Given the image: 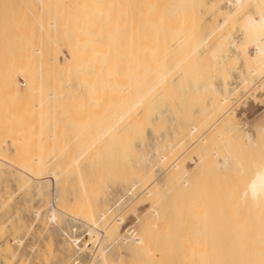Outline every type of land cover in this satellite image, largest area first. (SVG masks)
<instances>
[{
  "label": "rangeland",
  "instance_id": "obj_1",
  "mask_svg": "<svg viewBox=\"0 0 264 264\" xmlns=\"http://www.w3.org/2000/svg\"><path fill=\"white\" fill-rule=\"evenodd\" d=\"M228 1L0 0V264H238L246 257L240 245L258 246L263 213L242 192L264 162V62H228L227 79L238 66L246 77L229 106L216 97L212 111L210 95L191 91L196 82L218 83L209 50L224 33H240L254 10L252 0L237 10ZM55 12L58 21L47 26ZM105 33L114 34L116 54L106 93L97 57ZM36 47L53 49L57 61L41 65ZM26 80L53 84L56 94L41 97L39 109L37 93L21 90ZM51 128L55 136L46 139ZM147 153L154 156L144 166ZM40 164L57 176L25 170ZM73 204L76 217L68 214ZM55 205V217L45 218ZM96 219L98 232L87 224ZM135 235L147 243L135 244ZM236 240L243 243L229 249Z\"/></svg>",
  "mask_w": 264,
  "mask_h": 264
},
{
  "label": "bare ground",
  "instance_id": "obj_2",
  "mask_svg": "<svg viewBox=\"0 0 264 264\" xmlns=\"http://www.w3.org/2000/svg\"><path fill=\"white\" fill-rule=\"evenodd\" d=\"M103 1H111V0H103ZM244 2H246V0H232V1H228V3H229V6H227V9H231L232 7H235L236 9L235 10H237V7H239L240 8V6L244 3ZM252 3H253V5H254V10L253 11H250V12H248L247 14H245V15H243V17H242V19H241V21H240V33H238V34H235L234 32H231V31H228V32H226V33H224L222 36H220V38L213 44V46L210 48V50H209V56H210V58H211V61H212V65L214 66V69H217L218 71H219V73H220V78H219V80H218V83L215 81V80H213V78L211 79L210 78V80H208L207 82H205L204 84H201L200 86H198L195 82V84L194 85H192V87H191V91L193 90L195 93H198V94H200L201 95V97L202 96H205V95H210V98H211V101H210V103L209 104H207L208 106V108L209 109H211L212 111L214 110V103H213V99L215 98V100H216V97L217 98H219V100H220V103H219V105L221 106L222 104L225 106V105H228L227 103L229 102V101H231L232 99L231 98H233L232 96L234 95V93H236L237 92V90H238V87H239V82H245L246 81V77H245V75H244V72H243V68H241L240 66H238V69L236 70L237 71V73L235 74V75H233L232 76V80L230 79H227L226 78V74H224V70H225V68H226V66H227V64H228V62L231 60V59H236V61L239 63L240 62V60H241V58L242 57H245V59L248 61H252L256 66L258 65V66H260V68H261V65H259V64H262L263 65V62H264V0H252L251 1ZM228 5V4H227ZM170 7L168 8V10H167V12H168V14L167 15H172V17H173V15L175 14V12H177V10H178V7L176 6V5H169ZM231 6V7H230ZM229 7V8H228ZM242 7V6H241ZM226 9V8H225ZM58 13H59V11H57ZM57 12H55V13H52V15L51 16H49L48 17V25L47 26H53V25H55L56 24V22L58 21V19H59V17H60V15L57 13ZM232 12L233 11H229L228 10V18L232 15ZM58 15H59V17H58ZM171 17V16H170ZM226 17V18H227ZM79 19H81V18H77V20H79ZM228 20V19H227ZM224 21V20H223ZM221 23V22H220ZM94 35V34H93ZM92 35V36H93ZM96 35V34H95ZM111 35H114V34H111ZM110 35V33L108 34V35H106V33H105V36H104V40H102L103 42V47H101L100 49L103 51H101L100 49H99V46L101 45H95L94 47H98V48H94L92 45H91V47L93 48V49H91L90 51H92V50H98L99 52H102V53H100L101 55H99L98 53V55H97V57L98 56H100V58L99 59H101L102 58V60H103V63H101V64H103L104 65V69L102 70V71H104V72H102V74L101 73H98L99 75H102L101 77L99 76V78H101L100 79V81H101V83H103V84H101L102 85V87L104 88L103 90H104V92L106 93V92H110L112 89H113V87H114V82H113V79H114V73H113V70H114V61H115V59H116V54H115V48H114V41H113V39H114V36H111ZM88 36V35H87ZM97 36V35H96ZM82 37V36H81ZM89 37V36H88ZM103 37V36H102ZM99 38H101V37H99ZM113 38V39H112ZM86 39V38H85ZM76 40H77V38H76ZM85 41V40H84ZM84 41H82V42H84ZM92 41V40H91ZM91 41H89V42H91ZM94 42H96V41H94ZM93 41H92V44L94 43ZM52 43V42H51ZM81 43V42H80ZM98 43V42H97ZM100 43V42H99ZM81 46V45H80ZM115 46H116V44H115ZM249 46H254V54L253 55H250L249 53H248V48H249ZM69 48H71L69 51H70V55H71V59L72 60H74L75 61V59H74V57H75V55L78 53V51H77V53H76V51H74V49L75 48H72V46L71 47H69ZM81 48H83V47H81ZM80 48V49H81ZM103 48V49H102ZM79 49V50H80ZM89 51V52H90ZM97 51V52H98ZM36 52L38 53V57L40 58V64L41 65H43V66H45L46 68H49L55 61H57V57H56V54H55V52H54V50L53 49H46V50H43V49H41V48H37L36 47ZM86 52V51H85ZM84 54V53H83ZM88 54V53H87ZM92 54V53H91ZM78 56V55H77ZM87 56V55H86ZM84 57V56H83ZM93 57V56H92ZM86 58V57H85ZM88 58V57H87ZM82 59H84V58H82ZM89 59V58H88ZM91 60V59H90ZM88 61V60H87ZM94 61V60H93ZM84 62V61H83ZM92 62V61H91ZM85 63V62H84ZM98 64H100V63H98ZM90 65V64H89ZM243 65V64H242ZM260 68H259V70H260ZM255 69L257 70V68L255 67ZM255 69H252L251 71H255ZM258 72V71H257ZM96 73H97V71H96ZM95 73V74H96ZM93 74V73H92ZM88 75V74H87ZM91 75V74H90ZM92 76V75H91ZM97 76V75H96ZM86 77V76H85ZM216 77V76H215ZM99 78H96V80L98 79L99 80ZM89 79V78H88ZM215 79V78H214ZM90 80V79H89ZM27 81V83L25 82V85H24V88L23 89H21V90H24V91H26V90H30V92L33 94H35V93H37L36 94V96L37 97H43L44 98V100H48V99H51V97L54 95V94H56V90L54 89V87L55 86H53V84H51V85H48V86H41V81L39 80L38 82H40V83H37V85L36 86H33V87H31V85L32 84H30V81L29 80H26ZM85 81H86V79H85ZM93 81V80H92ZM100 81H99V83H100ZM66 83V82H65ZM93 83V82H92ZM96 83V82H95ZM98 84V83H97ZM262 84V83H261ZM15 85H16V87H17V83H15ZM86 85V84H85ZM93 85V84H92ZM92 85L91 86H87L86 85V90L88 89V88H90V89H93V87H92ZM258 85V84H257ZM262 86V85H261ZM92 87V88H91ZM99 87H100V85H99ZM190 87V86H189ZM253 87V86H252ZM100 89V88H99ZM250 89V88H249ZM102 90V89H101ZM99 91V90H98ZM103 92V91H102ZM103 92V93H104ZM88 93V95H90L89 93H92L90 90H89V92H87ZM254 95V94H253ZM39 98V99H40ZM209 98V99H210ZM42 102H44L45 103V101H42V98H41V100L40 101H38L36 104H35V106H37L39 109L40 108H42V106H43V104L44 103H42ZM229 106V105H228ZM206 107V106H205ZM217 107V106H216ZM222 107V106H221ZM233 107V106H232ZM231 107V108H232ZM222 110V109H221ZM220 110V111H221ZM230 110H232V109H230ZM179 111V110H178ZM219 111V112H220ZM162 112V111H161ZM221 112H223V111H221ZM229 112V111H228ZM231 113H233V111H230ZM229 112V113H230ZM173 113V112H172ZM164 114H165V112H164ZM180 114V113H179ZM226 114H227V112H226ZM162 115H163V113H159V115H158V119L159 118H161L162 117ZM181 115V114H180ZM232 115V114H231ZM227 116V115H226ZM222 117H224V114H223V116ZM221 117V118H222ZM234 118H235V116H234ZM217 120V119H216ZM175 122V121H174ZM227 123V122H226ZM212 126V125H211ZM53 128H51V129H49L48 130V132H50V133H48V134H46L45 135V138L47 139V138H50V137H52L53 135L55 136V134H52V132H53ZM194 130H195V127L194 126H192L191 127V131L192 132H194ZM205 134V133H204ZM203 134V135H204ZM245 136H244V139H245V142H246V144L248 145V146H251L252 148H255V149H257L258 148V146L260 145V143L258 144V142L256 141V139H255V137H254V135L250 132V131H246L245 132V134H244ZM260 135H261V137H262V141H261V148H262V151H263V154H264V126H262L261 128H260ZM163 136V135H162ZM205 136V135H204ZM204 136H203V138H204ZM203 138H202V140H203ZM158 139V138H157ZM207 139V138H206ZM168 143V142H167ZM172 143V142H171ZM170 144V143H169ZM143 145H144V143H143ZM159 145V144H158ZM167 146V145H166ZM162 147V146H161ZM153 148V147H152ZM170 148L172 149L173 148V145L171 146V144H170ZM156 149L158 150L159 149V146H157L156 147ZM142 150V149H141ZM150 154V153H149ZM154 154V153H153ZM153 154H151V155H153ZM143 155V154H142ZM154 156V155H153ZM153 156L151 157V156H148V153L147 154H145L144 156H141L142 157V159H140V163L142 164V165H146L147 163H149V161H150V159L151 158H153ZM159 157V156H158ZM164 157V156H163ZM228 156L227 155H225V156H223V160H222V162H221V164H220V167H225V166H227L228 165ZM155 159V158H154ZM7 160V159H6ZM3 162V161H2ZM15 163V162H14ZM40 166V170H36V169H33V170H28V169H26L25 167H23V168H25V170H27V172H31V175H32V173H36V171H39V172H41L43 175H44V179H46L45 177H47V179L49 178V177H51V176H53V175H56V171L54 170V168H51V167H47V166H42L41 164L39 165ZM175 167H178V164H174V168ZM22 168V169H23ZM21 173H22V171H21ZM36 175V174H35ZM35 175H33V176H35ZM42 175V176H43ZM33 176H32V178H33ZM57 176V175H56ZM31 177V176H30ZM31 178V179H32ZM35 178H36V176H35ZM41 178V177H40ZM37 179H39V178H37ZM42 179V178H41ZM46 179V180H47ZM35 180V179H34ZM184 182H187L186 180H184ZM52 183V182H51ZM54 186V185H53ZM54 190H53V187H52V192H53ZM242 196H243V198H245V200L247 201V203L249 204V205H251L252 207H254L255 208V210L259 213V214H261V213H263L262 215H263V217H264V162L263 163H261V164H258V165H256V167H255V170H254V173H253V175H252V177L250 178V180L247 182V184H246V186H245V188H244V190H243V192H242ZM52 197H54L53 195H52ZM57 198V197H56ZM53 199V198H52ZM55 199V198H54ZM57 200V199H56ZM50 202H51V200H50ZM58 202V201H57ZM56 203V202H55ZM55 203H53V205L55 204ZM52 204V203H51ZM61 203H58L57 205L59 206ZM74 205H76V204H73V205H71V206H73V207H71V206H69V207H71L70 208V210H68V211H71L70 213H68V214H72L73 212L72 211H74L76 208H78L77 206H74ZM68 206V205H67ZM56 205L54 206V207H52L50 210H48L47 212H45V215H44V217L45 218H52V217H55V213H56V211L55 210H57L56 208ZM76 207V208H75ZM58 208V207H57ZM65 208H67L66 206H65ZM72 208H73V210H72ZM61 209V208H60ZM69 209V208H68ZM59 210V209H58ZM60 211V210H59ZM76 211V210H75ZM255 211V212H256ZM58 212V211H57ZM61 212H63V210L61 211ZM63 213H65L66 214V212L64 211ZM257 213V216L256 217H258V214ZM67 214V216H69ZM75 214V212L72 214V215H74ZM256 214V213H255ZM101 215H103V214H100V216ZM75 216V215H74ZM74 216H72V217H74ZM69 217H71V216H69ZM71 217V218H72ZM76 217V216H75ZM255 217V216H254ZM261 218V221H259L260 223L262 222V219H263V221H264V218ZM82 218V217H81ZM84 218V217H83ZM100 218V217H99ZM77 219V218H76ZM259 219V218H258ZM80 220V219H79ZM121 220H122V218L121 217H118L117 219H116V221L117 222H121ZM254 220H256V219H254ZM260 220V219H259ZM98 221V222H97ZM103 221V220H102ZM83 222V221H82ZM85 222V221H84ZM119 222V223H120ZM87 224H89L90 225V228H92L94 231L95 230H97V232H98V229H100V226L98 225V224H100V221L99 220H97L96 219V222H92V221H90V222H88ZM263 224H264V222H263ZM261 225H262V223H261ZM98 226H99V228H98ZM259 227V226H258ZM262 228H264V226L262 227L261 226V228L260 229H262ZM260 229H259V231H260ZM262 231H264V229H262ZM236 234V233H235ZM258 234L260 235L261 234V232L259 233L258 232ZM232 235V234H231ZM239 234H236V235H234V232H233V236H236V237H239L238 236ZM255 235H257V233L256 234H254L253 236H255ZM264 234H263V232H262V234H261V238H264V236H263ZM258 236V235H257ZM263 236V237H262ZM146 238V237H145ZM145 238H144V236H142V235H135V237H134V241H135V244H138L139 246H144V240H145ZM258 238V237H257ZM261 238H259L260 239V241L258 240V242L260 243L261 242ZM239 240H236V241H232V242H234V243H232L231 244V246L229 247V249L231 248L232 249V247H233V249L232 250H234L235 251V249H234V247H235V245L234 246H232L233 244H237V246H239V244L238 243H243L242 242V240L241 241H239ZM251 242L253 241V240H250ZM250 241H248L247 243L252 247V245L254 244V241H253V244L251 245V243H249ZM262 241H263V239H262ZM145 242H146V240H145ZM245 242V241H244ZM256 242H257V240H256ZM255 242V243H256ZM257 242V243H258ZM147 243V242H146ZM240 243V244H241ZM247 243H245V245H244V243L242 244L244 247H241L242 245H240V248L239 247H237L236 246V249L237 248H239V249H246V252H245V250H242V252H243V254H244V256H246V257H242L241 255V253L242 252H240V256H241V258H243L242 260H241V263H242V261L244 260V258H247V256H248V253H249V251H250V249H252V248H250L249 250H248V248L249 247H246L245 248V246H247L248 244ZM258 243V246L255 244V246H257L256 248L255 247H253V251H250L253 255H255V256H251V254L249 255V258L248 259H245L244 260V263L245 264H264V241H263V243H260L259 244ZM248 245V246H249ZM136 246V245H135ZM33 245H31V244H29V245H27V250H32L33 249ZM146 247V246H145ZM145 249V248H144ZM143 249V250H144ZM141 250V249H140ZM236 251H238L237 252V254L239 253V251L240 250H236ZM248 251V252H247ZM247 253V255H245V253ZM255 253V254H254ZM235 255V254H234ZM237 257H238V255H236ZM251 256V257H250ZM232 259V258H231ZM233 259H234V257H233ZM237 259H239V258H237ZM194 260H198V261H200V259H196V258H194ZM188 261V260H187ZM191 261V262H190ZM202 261V260H201ZM197 262V264H202L203 262ZM246 261V262H245ZM189 263H191V264H194V262H193V260H189L188 261V264ZM241 263H238V264H241ZM244 263H242V264H244ZM110 264H115V262H110ZM204 264V263H203Z\"/></svg>",
  "mask_w": 264,
  "mask_h": 264
}]
</instances>
